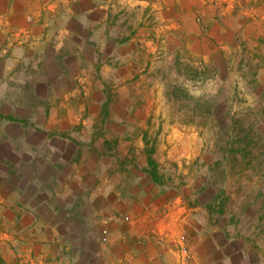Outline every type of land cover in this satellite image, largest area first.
Listing matches in <instances>:
<instances>
[{
    "label": "crops",
    "instance_id": "1",
    "mask_svg": "<svg viewBox=\"0 0 264 264\" xmlns=\"http://www.w3.org/2000/svg\"><path fill=\"white\" fill-rule=\"evenodd\" d=\"M198 1L0 0V116L11 123L0 135V264L246 262L229 217L193 195L198 185L162 179L156 152L120 134L134 122L120 117L125 105L104 101L161 60L204 55L198 37L170 38L173 15L186 21ZM102 104L94 141L79 130Z\"/></svg>",
    "mask_w": 264,
    "mask_h": 264
},
{
    "label": "rangeland",
    "instance_id": "2",
    "mask_svg": "<svg viewBox=\"0 0 264 264\" xmlns=\"http://www.w3.org/2000/svg\"><path fill=\"white\" fill-rule=\"evenodd\" d=\"M198 2L186 21L173 15L178 30L170 38L198 37L204 55L161 60L129 93L104 94V101L125 105L120 117L134 122L120 126V134L132 135L131 147L156 152L162 179L198 185L193 195L229 217L247 252L236 264H264V0ZM186 26L188 35L179 29ZM103 105L86 109L95 120L79 130H90L94 141L104 136L101 119L110 113ZM0 112L6 116L4 107ZM10 124L0 116V135Z\"/></svg>",
    "mask_w": 264,
    "mask_h": 264
},
{
    "label": "built area",
    "instance_id": "3",
    "mask_svg": "<svg viewBox=\"0 0 264 264\" xmlns=\"http://www.w3.org/2000/svg\"><path fill=\"white\" fill-rule=\"evenodd\" d=\"M104 235H105V236L107 235V232H106V231L104 232ZM104 241H106V239H104Z\"/></svg>",
    "mask_w": 264,
    "mask_h": 264
}]
</instances>
